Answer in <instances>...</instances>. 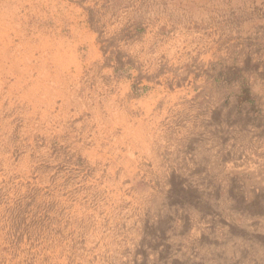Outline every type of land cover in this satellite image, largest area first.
<instances>
[{
	"label": "rangeland",
	"instance_id": "1",
	"mask_svg": "<svg viewBox=\"0 0 264 264\" xmlns=\"http://www.w3.org/2000/svg\"><path fill=\"white\" fill-rule=\"evenodd\" d=\"M110 14L122 30L117 42L149 39L150 61L160 51L166 59L167 86L175 66L173 77L183 79L177 89L187 93L169 98L157 129L158 162L139 172L142 204L134 213L130 202H107L90 185L97 170L73 145L39 137L25 153L36 169L29 176L40 182L10 175L0 186L14 227L7 241L25 232L31 244L52 240L50 232L66 234L73 264H264V0H94L87 21ZM129 67L109 68L134 104L146 107L155 87L143 86ZM4 186L16 192L9 196ZM76 200L101 211L87 221L96 230L66 214ZM98 231L107 239L96 246Z\"/></svg>",
	"mask_w": 264,
	"mask_h": 264
},
{
	"label": "bare ground",
	"instance_id": "2",
	"mask_svg": "<svg viewBox=\"0 0 264 264\" xmlns=\"http://www.w3.org/2000/svg\"><path fill=\"white\" fill-rule=\"evenodd\" d=\"M93 9L94 0H0V186L10 175L22 179L36 170L25 149L42 137L49 143L73 145L97 170L91 187L106 194L107 202H130V212L135 213L136 203L142 204L139 172L158 162L162 132L157 129L167 115L169 98H185L186 92L177 89L183 79L173 77L175 66L170 67L167 86L162 76L166 59L160 51L156 63L150 61L149 39L117 42L122 30L116 19L110 14L102 23L91 18L89 24ZM95 24V33H91ZM110 66H130L143 86L155 87L146 107L139 105V110L132 92L119 84L116 69ZM167 87L175 92L162 94ZM17 137L20 140L15 144ZM168 175L183 181L176 171ZM29 177V184H34L36 177ZM4 187L9 196L16 192ZM27 187L22 184L24 190ZM185 188L194 191L190 183ZM86 203L76 200L62 208L88 223L90 215L97 217L101 211L88 210ZM5 208L0 203V264H73L66 234L62 239L50 232L52 240L31 244L25 232L11 246L8 233L14 227ZM92 226L88 223L87 227L96 230ZM99 235L96 246L107 239L106 234ZM83 253L91 256L88 248Z\"/></svg>",
	"mask_w": 264,
	"mask_h": 264
}]
</instances>
